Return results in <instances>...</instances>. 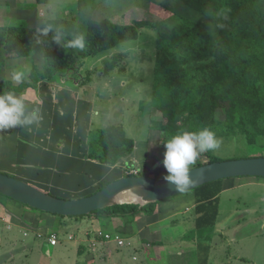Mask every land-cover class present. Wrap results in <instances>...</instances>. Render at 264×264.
Segmentation results:
<instances>
[{
	"label": "rangeland",
	"instance_id": "1",
	"mask_svg": "<svg viewBox=\"0 0 264 264\" xmlns=\"http://www.w3.org/2000/svg\"><path fill=\"white\" fill-rule=\"evenodd\" d=\"M6 2L12 3L9 7H4ZM35 3L36 0H0V8L2 6L0 26H42L49 19H70L76 17L78 12V0H49V4L37 5L33 9H27L25 6V4L32 6ZM85 3L86 14L94 20L109 19L120 24L166 22L169 26L182 23L181 19H178L176 13L169 7L171 6L169 4H174L175 0H85ZM17 6L19 9L26 8L27 10H16ZM25 12L27 15L24 18ZM83 23L80 22L79 25L83 26ZM152 24L140 31L138 40L121 44L112 51L104 52L99 56L80 60L79 73L72 75L74 80L65 81H67L68 87L80 88L78 85H85L80 93L84 102H80L79 105L81 109L85 106V102L91 103L92 115L90 117V113L86 111L87 117L83 120L84 123L90 121L91 131L116 126L123 128L128 137L135 141L137 147L133 155L135 159L131 161L132 166L138 172L136 176H149L162 180L168 173L164 166H156L160 165L164 159L166 150L163 146L164 134L150 129L152 120L162 119L161 113L156 108H152L151 97L157 36L151 27ZM116 53L125 54L123 62L118 65L116 70L102 75L101 69L104 60ZM37 54L43 57L42 54L35 53L28 57L27 61L22 59L17 62H3L1 71L4 72L5 77L12 79L13 72L23 74L21 81H7L21 84L22 81L28 79L25 70L29 69V72H32L33 66L39 67L41 70L43 65L42 67L40 65L43 61H36L33 64L32 58ZM24 63L26 64L24 65ZM6 64L9 67L5 68ZM81 111L82 115L79 117L84 116L83 112L85 113V111L83 109ZM223 118V112L219 111L218 119L223 120ZM219 140L221 141L220 147L213 150V155L221 161L264 157V144L251 146L243 138L229 141L223 138ZM21 143L19 145L22 150L25 143L23 141ZM28 147L25 152H22L34 154V156L29 158L26 155L27 158L16 160V165L30 163L34 167L33 169H39L44 173V176L33 178L32 173H29L27 177L25 176L27 180H30L27 183L52 196L63 197V199H78L93 195L82 196L81 194L80 197H65L57 188L51 189L54 183H61L58 180L59 177H64L66 174H68L66 176L69 181L74 182V188L77 187L78 181L80 182L78 184L82 186L89 184L90 178L81 181L79 171L71 172L72 168L77 167L64 164L68 161L67 157L62 156L59 160H55L47 159L49 155H45L42 158L43 154L37 152L36 155L35 151L28 150ZM55 162L67 167L58 166ZM207 162L206 157L196 158L189 166L190 170L200 163ZM119 163L116 168H109L114 169L115 174L110 178L107 177L108 181L105 184L124 177L125 170ZM16 169L17 167L14 166L11 170L14 172ZM95 174L104 176L99 171ZM38 178L41 181H38ZM259 181H263V184ZM225 183L228 189L219 196L220 212L212 237L208 235V232L198 234L196 231L197 214L194 209L187 212L188 214H180L176 218L178 221L172 222L175 219H168L171 222L163 220L160 224L158 223L156 237L152 235L153 231L151 230L139 235L131 234L132 231L129 234L125 232L123 229L127 226L133 231L135 229L134 219L130 217L126 218L127 220L121 219L113 223V221L100 216L77 219L52 215L55 222L52 229L59 232L58 246L52 247L46 242L48 240L36 241L33 236L24 237L23 233H17V236L11 240L9 238L11 234L2 233L6 246L4 245L2 254H0V264H264V178H235L225 180ZM177 197L158 204L170 205V208L164 212H170L173 209L176 210L173 213L175 215L178 211H185L187 209L185 206H190L191 200L197 201L195 190L181 196L189 198L187 202H184L185 205ZM0 202L5 205L7 203L15 205L17 210L15 209L14 212H18V210L22 212V209L31 210L27 206L11 202L2 195H0ZM8 209L0 204V219L10 216L7 212ZM40 215L43 214L40 213ZM188 217L190 219L184 223L183 220ZM1 225L2 223H0ZM100 232L112 234L114 237L119 236L125 243L120 247L115 241L109 242L104 244L107 248L105 250L102 245L100 246L101 243L97 242L98 245L94 249L91 242L97 240ZM130 237L137 241L131 242ZM141 238L147 239V243H142ZM160 240L162 244L157 243ZM82 246L85 251L79 254V248Z\"/></svg>",
	"mask_w": 264,
	"mask_h": 264
},
{
	"label": "trees",
	"instance_id": "2",
	"mask_svg": "<svg viewBox=\"0 0 264 264\" xmlns=\"http://www.w3.org/2000/svg\"><path fill=\"white\" fill-rule=\"evenodd\" d=\"M47 4L49 0H36L35 5L26 7L33 9ZM169 5L181 24L94 20L86 14L85 0H78L76 17L49 19L35 27H0V74L3 62L8 59H24L35 53L44 58L41 70L33 66L28 79L19 86L0 81V95L23 94L57 76L74 80L72 75L79 73L80 60L136 41L140 31L152 24L157 33L152 108L161 113L162 119L152 120L150 129L164 134L163 144L173 135L205 127L218 139L243 138L251 146L264 144V0H175ZM80 22H84L83 26ZM77 34L84 35L85 47H66L68 40ZM57 35L61 37L59 43ZM124 55L116 53L106 58L102 75L116 70ZM219 111L223 112V120L218 119ZM135 149V141L121 127L89 133L88 158L101 165L114 167ZM202 157L208 162L195 168L221 162L213 150L197 158ZM128 172L125 171L124 177L134 176ZM223 184L224 181H217L195 190L198 234L208 232L211 237L214 234ZM157 205L142 208L134 204L118 205L73 218L135 219L140 214L151 217L156 214Z\"/></svg>",
	"mask_w": 264,
	"mask_h": 264
},
{
	"label": "crops",
	"instance_id": "3",
	"mask_svg": "<svg viewBox=\"0 0 264 264\" xmlns=\"http://www.w3.org/2000/svg\"><path fill=\"white\" fill-rule=\"evenodd\" d=\"M11 3L12 2L10 3L6 2L7 5L5 4L4 7H9ZM25 6H28V5L25 4ZM1 8H0V11H1ZM17 9H19V6L16 7V10ZM23 10H26V8L19 9V11H23ZM26 15H27V12L24 13L23 17L25 18ZM24 59L27 61L28 58H24ZM32 59H33V64L36 61H40V62L43 61L44 63V58L41 57V55L37 54ZM18 60H22V59H8L6 61L7 62L9 61L17 62ZM43 63L40 65V67H42ZM25 64L26 63H24V65ZM7 67L9 66L6 64L5 68ZM25 71H26L25 75L29 76L30 74L29 69ZM3 80L13 81L14 79L13 78L9 79V77L7 76L5 77L4 72L2 71L0 74V81H3ZM65 80L64 79L62 80V78L60 77H56V78H53L52 80H45V81L40 82L36 88H33V87L28 88L23 94H17L14 92L15 95L24 97L27 111L31 112L33 109L38 108L41 119L38 124H33L31 126H25V127L16 126L14 128L0 130V172L7 174V175H11L12 177H15L26 183L30 181L25 178V176L27 177L29 173H32L33 178H35V176L37 177L44 176L43 175L44 173H42V171H39V169L37 168L33 169L34 167L31 166L30 163H27L26 165H16L17 164L16 160H19L20 158H23V157L27 158L26 155H28L29 158H32V156H34V154L24 153L28 146H29L28 150L31 149L35 151L36 155H37V152H40L41 154H43L41 155L42 158H44L45 155H49L47 156V159L53 158L55 160H59L62 156H64V157H67L68 159V161L64 162V164L71 165L72 167L73 166L77 167V168H72L71 172L79 171L81 175V181L87 180L86 178L89 177L90 179L88 181L90 183L82 186L78 184L80 183L78 181L76 183L77 187L74 188L73 187L74 182H70L69 178L66 176L68 174H66L64 177H59L60 179L58 180L61 183H54V186H53L50 182V184L52 185L51 189L57 188L58 190H60V192H62L61 195L65 197H80L81 194L82 196L91 195L101 190L102 187L105 185V183L108 181L106 180L107 177L110 178L115 174V170L109 169V168H116V166L109 167V166L101 165L88 158V137H89V133L91 132V126H90L91 123L90 121H88V123H84L83 120L84 118L86 119L87 117L86 111L87 113H90L89 116L91 117L93 108L91 106V103L87 104L85 102V106H83V108L80 109V105H79L80 102H84V100L80 97V93H81V90H83V87L85 85L83 84L78 85L80 88L75 87V86L68 87V84L66 83L67 81ZM14 85L19 86L20 83L18 84L15 83ZM82 109L85 111V113L83 112L84 116L79 117V115H82L80 113ZM21 141H23V143L25 144L28 143L27 145L24 144L22 150L20 149V145H19V144H22ZM16 142H18V144H15ZM16 146H18V148H16ZM133 155L134 153L131 156L124 158L120 161L119 164L123 170L128 171L131 169V170L136 171V168L132 166V162H131L132 160L135 159ZM55 163H57L58 166H61L59 162H55ZM14 166H16L17 169L13 172L11 169ZM61 167H67V166H61ZM68 168H71V167H68ZM67 171L69 170L67 169ZM97 171L103 173L104 176H97L95 174ZM37 180L41 181L40 178H38ZM259 182L263 184V181H259ZM85 183H88V182H85ZM227 189H228V186L225 183L224 190L222 193L226 192ZM187 193H184L181 196L183 195L185 196V194ZM181 196L177 198H180V200H182L181 201L182 204L185 205L186 203L184 202H187L189 198H184ZM55 197L63 198L60 196H55ZM181 198H184V199H181ZM8 200H10L13 203L19 204L11 199H8ZM0 204H2V206L5 208L12 209V211L11 209L7 210L10 216L0 219V223H2V225L0 226V254H2L4 245H5L3 241L4 236L2 235V233L11 234V236L9 237L11 240H13L17 236V233H23L24 237L33 236L34 239H36V241H40V240L46 241L48 240L49 234H55L57 236L56 246H58L59 232L55 229H52L55 225V222L53 221L54 218L51 217L52 216L51 214L43 213V212L37 211L35 209H31V208H30L31 210L40 212L43 215H40V213L38 214L33 213L31 210L25 211L24 209H22V212H20L21 210H18V212H14L15 209L17 210V207L15 205H12L11 203L9 204L7 203L5 205L4 203H1V202ZM169 206L168 204L159 205L157 207V211L158 210L159 211L156 212V214L151 217H148L142 214L138 215L134 219V225H135L134 231L131 228H127L128 226L124 228L123 230H125V232H127L128 234L130 231H132L131 234L136 233L137 235L143 234L145 231L151 230L153 231L152 235L156 237L157 236L156 228H159L158 225L161 223V221L166 220L168 222H171L168 219L170 220L175 219L172 222L178 221V219L176 218L180 214L181 215L188 214L191 209H194V210L196 209V201L191 200V205L185 206L187 208L185 211L183 212L178 211L175 215L173 213L176 210H173V209H171L170 212L169 211L166 213L164 212L170 208ZM121 219L122 218H115V219H107V220H111L114 223ZM189 219H190L189 217L185 218L183 222L185 223ZM124 220H127V219L124 218ZM39 234L40 235L43 234V237L45 236L46 239H43V237L39 238ZM129 240H131V242L137 241L136 239L135 241L132 240L131 237L129 238ZM92 242H96L95 247H93ZM92 242H91V245L94 249L98 245L97 242L101 243L100 246L102 245V247H104L105 250L107 249L104 246V244H108V243H103L101 240H99V238H97V240H93ZM141 242L147 243V239L143 238ZM157 243L162 244L161 240L157 241ZM49 245L51 244L49 243ZM56 246H52V247H56ZM82 247H83L82 250L80 248H79V251L77 250L79 254H82L85 251L84 246Z\"/></svg>",
	"mask_w": 264,
	"mask_h": 264
},
{
	"label": "water",
	"instance_id": "4",
	"mask_svg": "<svg viewBox=\"0 0 264 264\" xmlns=\"http://www.w3.org/2000/svg\"><path fill=\"white\" fill-rule=\"evenodd\" d=\"M162 163L156 167L163 166ZM190 175L195 183L185 191H176L175 186L164 179L130 176L108 184L91 196L63 199L0 172V195L51 215L89 216L99 210L118 205L134 204L142 208L157 204L217 181L243 177L264 178V157L206 164L191 169Z\"/></svg>",
	"mask_w": 264,
	"mask_h": 264
},
{
	"label": "clouds",
	"instance_id": "5",
	"mask_svg": "<svg viewBox=\"0 0 264 264\" xmlns=\"http://www.w3.org/2000/svg\"><path fill=\"white\" fill-rule=\"evenodd\" d=\"M47 34V29H45ZM57 43L61 37H55ZM66 47L83 49L85 47V37L83 34L74 35L68 40ZM23 74L13 72L12 78L21 81ZM41 119L39 109L27 111L23 96H17L12 92L0 95V130L14 128L16 126H31L38 124ZM221 141L215 133L205 127L196 132H183L171 136L165 141V153L163 166L168 175L164 180L173 184L176 191H185L192 187L195 180L190 175V165L201 154L218 149Z\"/></svg>",
	"mask_w": 264,
	"mask_h": 264
},
{
	"label": "built area",
	"instance_id": "6",
	"mask_svg": "<svg viewBox=\"0 0 264 264\" xmlns=\"http://www.w3.org/2000/svg\"><path fill=\"white\" fill-rule=\"evenodd\" d=\"M128 174L136 176L138 174V172L134 171V170H130V172H128ZM42 237H43V234H41V235L39 234V238H42ZM99 237H100L99 240H101L103 243H109V242L115 241L116 244L120 247H122L125 243L124 240L119 236L114 237V236H111L110 234L104 235V234L99 233ZM48 242L52 246H56L57 245V236L55 234H49ZM92 244H93V247H95L96 242H92Z\"/></svg>",
	"mask_w": 264,
	"mask_h": 264
}]
</instances>
